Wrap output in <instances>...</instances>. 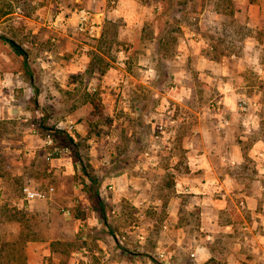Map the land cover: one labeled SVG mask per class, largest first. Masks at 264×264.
I'll return each mask as SVG.
<instances>
[{
	"label": "rangeland",
	"instance_id": "374dc122",
	"mask_svg": "<svg viewBox=\"0 0 264 264\" xmlns=\"http://www.w3.org/2000/svg\"><path fill=\"white\" fill-rule=\"evenodd\" d=\"M86 1L0 0V87L2 81H8L11 97L6 105L14 110L4 115L5 103L0 100V187L22 197L25 184L39 188L54 186V194L48 202L59 213L54 222L66 230L57 232L61 239L52 243L54 254L46 257L44 264H102L98 259L101 255L95 254L97 248L83 240L85 234L104 239L113 247L109 264H117L116 260H122L124 254H144L157 246L153 230L144 240V249H139L132 225L144 224V220L140 221L144 215L162 224L168 216L166 207L170 199L179 197L184 205L193 199L194 194L176 193V190L188 184L182 180L187 174L197 172L196 163H193L195 166L191 163V158L202 152L194 147L197 141L221 146L212 151L213 169L229 173L240 184L237 194L227 198L226 206L218 212L220 222H235L234 232L216 231L217 239L228 245L235 238H250L252 234L243 228V223L248 218L252 221V204L249 198L238 194L247 192L254 207L264 208V174L259 171L264 162L249 156L253 148L264 152V17L258 16L252 25H246L240 14L243 9L234 0L220 3L216 0H156L162 1V14H174L171 32H166L165 36H158L159 32H164L161 30L156 35L153 22H149L142 38L135 39L134 43H120L114 33L117 23L122 22H116L107 24L105 39L94 41L84 24L75 26L68 20L75 9L78 12L85 8L90 10ZM204 8L222 12L221 19L205 22L209 13L202 17ZM180 23L185 24L189 32H202L201 55L208 59L205 66L199 62L195 45L189 41L191 36L182 38L183 35L178 34ZM164 27L160 25L162 30ZM72 34L76 36V44L65 50L67 37ZM86 44L97 49L86 52L91 60L87 68L82 73L69 75L66 85L60 81L66 74L53 76L41 67L39 57L68 64L74 52H79ZM180 44L187 46L186 54L179 53ZM247 44H253L248 54L245 52ZM16 46L22 48L26 57ZM44 50L53 52L52 57L45 55ZM231 58L239 63H228ZM212 59L226 60L225 68H215ZM25 60L28 67H25ZM226 82L230 84L229 91H225L227 94L220 90L225 88ZM217 97L224 99L221 111L224 118L216 116L217 111L213 110ZM241 100L255 101L257 106L246 114L241 113L237 109ZM70 117L75 119L77 127L69 135L58 133L57 126ZM219 120L223 125L220 134L214 130ZM48 131H55L56 146L67 150L69 168L60 165L63 171H49L57 167L51 165L52 158L47 157L49 151L43 143L30 147L28 140L23 141L25 135L33 133L44 138ZM5 132L9 140L16 143L6 147V142L2 141ZM256 143H259L258 148ZM76 152L80 153L82 164L93 170L91 173L99 184L103 207L93 196L91 181L82 172ZM220 155L228 159L235 157L238 161L222 164ZM13 160L24 162V172L15 173L17 163ZM142 162L150 164L140 165ZM110 182L114 189L109 188ZM74 190L80 194L75 196ZM137 192L145 195L150 192L149 198H139L145 200L142 204L148 207L136 205L132 198ZM115 193L119 196L117 199ZM82 194L87 196L86 201L81 199ZM9 198H3L6 200L1 204L4 210H9L7 205H13ZM158 200L157 209L152 208V202ZM69 204H76L69 208L77 221L95 220L93 215L96 214L100 226L95 225L94 231L83 228L75 232L73 220L63 217ZM115 208H118V218H110L112 224L104 229L109 211ZM198 208L199 205L180 208V222L188 225V244L196 243L204 235L199 228ZM10 212L0 215V239L4 244L0 264H28L25 241L52 237L53 231L46 227L43 218L27 217L12 209ZM8 217L18 220L20 227L1 224ZM157 232L159 236L160 230ZM115 233L122 243L115 241ZM244 248L242 244L240 249L247 254L249 251ZM162 250L154 254L156 258L151 264H166L159 261L162 259L158 253ZM73 252L88 256V260L80 257L74 261ZM187 261L166 260L169 264H187ZM208 264H216V261Z\"/></svg>",
	"mask_w": 264,
	"mask_h": 264
},
{
	"label": "crops",
	"instance_id": "0c3cea01",
	"mask_svg": "<svg viewBox=\"0 0 264 264\" xmlns=\"http://www.w3.org/2000/svg\"><path fill=\"white\" fill-rule=\"evenodd\" d=\"M83 1V0H82ZM222 0H216L217 3H220ZM232 1V0H229ZM235 4L243 9L242 14L244 18V22L246 25H252L255 18L258 16L264 17V0H234ZM87 4H89L90 10H86L87 8L81 10L78 12L77 9L73 12L72 16L68 19L73 25L79 26L80 24H84L87 29H89V36L92 40L98 41L99 39H105L107 36L106 27L107 24H114L116 22H122L117 23L116 25V32L114 33L117 40L121 42L124 41H131V43L135 42V39L142 38L143 34L146 31L145 27L146 25H149V22H153V29L155 30V34H158V31H164L159 32L158 36H165L166 32H171V20H173L174 14L171 13H165L163 12V5L162 1H156V0H87ZM112 4V7H109V3ZM209 13V16L205 22H216L217 20L221 19L222 12L220 11H211L209 9L204 8L201 16H205V13ZM237 12V11H236ZM200 16L202 19L201 21L204 22V19ZM83 19H86L85 22ZM252 22V23H251ZM64 24V23H62ZM164 24L166 27L162 30L160 28V25ZM170 24V25H169ZM178 34L182 38H185L187 36H191L190 43H193L195 45V53L198 54L199 62H202L203 66L207 64L208 59L204 58L203 55H201V49H202V43H203V37L202 32L200 31H190L187 28L185 24L180 23L179 24ZM253 32V30H252ZM60 36H64V34H60ZM185 36V37H184ZM252 34H250V37ZM68 41L64 46L66 47L65 50L71 49V47L75 46L76 44V36L75 34L68 35ZM55 41V38H52ZM163 40V39H162ZM185 41V39H183ZM142 41V40H141ZM146 42H144V45ZM187 46L180 44L179 46V53L180 54H186L187 49H185ZM253 48V44H247L245 46V52L248 54L251 52V49ZM97 47L93 45L86 44L83 48L79 49V52H74L73 56L71 57V62L66 64L65 61L58 62L57 60H47L46 56L39 57V60L41 62V67L46 68L44 72L52 74L53 76H57L60 73L66 74L65 78H60V81H62V85H66L69 83V75L71 74H77L82 73L85 68H87V64L89 63L90 58H88V55L86 52L94 51ZM151 49V48H150ZM45 55L48 57H52V53L48 50H44ZM81 53V54H80ZM203 54V53H202ZM235 55H232L234 57ZM209 58V57H208ZM226 58V57H225ZM231 58V60H228L229 62L233 63H239L238 61ZM213 66L217 69L225 68L223 65L226 64V60H223L222 62L217 59L210 60ZM65 63V64H62ZM219 67V68H218ZM115 70V69H114ZM117 71H123V70H115ZM104 77V76H103ZM8 81H2V85L0 87V96L3 98H0L1 101L5 103L4 107V115L8 113V115L12 114L14 110L7 106L6 103H9V99L11 97V90L10 87L7 86ZM224 89L221 88L225 94H227L225 91H229L230 84L225 83ZM167 100V98H165ZM223 101L224 99L221 98ZM165 100V101H166ZM169 100V99H168ZM89 103H91V100H88ZM150 113H153V111H150ZM155 113V112H154ZM216 116H219L220 118H224L225 115H223L220 111L217 112ZM70 121L73 122L72 129H68ZM216 123V122H215ZM222 121H217L216 125L214 126V130L220 134V132L223 130L222 128ZM77 127L76 121L74 118L70 117L66 119L64 122H60V124L57 126V129L63 130L67 132L68 134H71L70 131H72L74 128ZM200 130H197V132ZM51 132L54 137L55 131H48ZM47 132V133H48ZM5 139L2 141L6 142V147L8 145H12V143H16V141H10L7 134V132L4 133ZM46 136V134H45ZM44 136V138H45ZM198 136V135H197ZM44 138L40 136L38 133L28 134L25 135L23 138V141L28 140V144L30 147L44 144ZM56 138V137H55ZM199 140V138H197ZM17 143L21 144V141H17ZM185 144H188L187 141ZM190 145V144H189ZM224 145V144H223ZM197 147L202 150V152L196 153L194 157H190L192 159L191 163H196L197 165V172H191L187 174L182 180L184 183H188L187 185H181L180 188H177L176 193L181 194H194L193 199L190 200L187 204H183L181 202V199L179 197H173L170 199V201L167 203L166 209L168 210V216L163 221V223H158L155 221V219H151L147 216H141V220L144 224L141 223V225H132V228L135 226V231H132L136 233L137 238L139 237V233L141 232L146 240V237L149 236V233L154 230L153 233H155V238L157 246H153L149 249V251L145 252L144 254L139 255H125L122 256V260H116L117 264H141L142 262H147L146 264H151V262L154 259V254L157 253V251L162 250L165 253V260H159L161 263L164 261L166 264H169L167 261H181L183 262L185 259L188 260L187 264H190L191 262H196L197 264H208L212 260L216 261V264H264V208L257 209L254 207V202L250 196V194L241 193L238 194V196H242L244 198H249L248 201L251 202V219L248 218L246 222L243 223V228L248 229L249 232L252 235H249L250 238L247 236L244 238V240H241L239 238H235L234 242H231L227 245L226 242H221L220 239H217L219 235H216V231L222 232V233H233L234 232V226L235 222L230 220L228 222H220L219 213L223 207L227 204V198L231 197L232 195H236L239 187L238 185V179L234 176L230 175L229 173L223 174L219 173L216 170H214V159L212 155V151L219 150L221 146L217 144H205V142H199L194 143V147ZM46 147V146H44ZM255 147H259V143H256ZM10 148V147H8ZM60 149V148H59ZM61 151L58 153H55L50 158L51 165L53 167L57 168H50L49 171L54 172H60L63 171V168L60 167V165L65 164L69 168L67 150L66 148L60 149ZM214 150V151H215ZM263 152L259 151L256 148H253L251 152L249 153V156L254 158L257 157V154ZM50 152H47V157L49 156ZM61 153V154H60ZM264 153V152H263ZM220 161L222 164H236L238 161V158L232 157L227 158L226 156H219ZM14 163H17V169L15 173L19 170L24 172V162L22 160H13ZM148 165L149 162L141 163L140 165ZM154 164V163H153ZM194 165V164H193ZM194 165V166H195ZM195 170V169H194ZM260 174L263 173V170H259ZM261 174V175H263ZM124 177V176H123ZM124 179V178H122ZM196 181V182H194ZM8 183V182H6ZM113 182H110L109 188L114 189ZM243 191V190H240ZM79 193L76 190H74V195ZM150 194V192H148ZM144 192H137L135 193L134 197L132 198L136 205L141 206L143 201L140 200V196H148L149 194ZM260 193V191H259ZM22 194V192H21ZM80 194V193H79ZM12 192L6 191L4 186L0 187V215L2 216V213L4 215H9L10 209L14 212H19L22 214H25L27 217L32 216H38L40 218H43L45 220L46 227L50 228V230L53 231L52 237H41L39 239H28L24 243V251L25 256L28 260V264H44V261L46 257H49L50 255H53L54 253L51 251V245L54 243L55 240L59 239L60 236L57 232L61 230H66V227H61L59 224L54 222V217L59 214L58 211L56 212V209L54 205L50 204L48 202V199L45 200H36L31 202L29 205H26L24 207L23 204V197H18L17 195ZM23 196V195H22ZM81 199H86V195L82 194L80 195ZM10 197L9 199L12 200L13 205H7L9 210H4L2 208L3 205L2 202L6 201L3 200V198ZM119 196L118 194H114V198L117 199ZM148 198H145L148 200ZM144 199V198H143ZM86 201V200H85ZM151 201H149L150 203ZM160 200L152 202L154 209H157L156 207L159 205ZM77 203V201H76ZM226 203V204H225ZM72 205L76 204H69L68 207H66L63 211V217L64 219L73 220L74 226L73 230L75 232H78V230H82L83 228H86V230L94 231V226L99 225L97 223V216L96 214L93 215L95 220L92 218L86 219L85 221H77L75 219L73 212L71 208ZM145 207H148L146 204ZM199 205L200 210V216H201V223H200V231L204 233L196 241V243H187V238L189 236L188 232V225L185 222H180V208H190L192 206ZM206 205V206H205ZM212 205V206H210ZM198 207V206H197ZM118 208H115V210L109 211L108 217L105 221L106 226H104V229L107 228L108 225H110L111 220L110 218L117 219L119 212H116ZM65 210L69 211V215L65 214ZM141 214V211H139ZM117 213V214H116ZM139 214V213H138ZM0 216V217H1ZM236 217V216H235ZM51 219V220H50ZM61 219L62 216H61ZM150 220V221H148ZM96 221V222H95ZM140 223V222H139ZM5 224L7 226H18L20 227V222L15 219H9V217L5 220V222L1 223ZM112 224V223H111ZM5 225H2L3 227ZM102 225V223H101ZM100 226V225H99ZM160 230V235L158 236L157 230ZM116 234V233H115ZM122 235V234H121ZM9 236V235H8ZM83 240L90 241L96 247L95 254L101 255L100 258H98L102 264H109L110 263V257L113 255V247L109 245L104 239L99 238H93L88 235H83ZM124 238V237H123ZM61 239V238H60ZM115 241L122 243L123 241L120 240V236L116 234ZM154 243V244H155ZM162 243H165L163 247L161 246ZM138 244L139 249L143 250L145 247L146 242L143 240H139L138 238ZM160 244V245H159ZM245 246L244 249H247L249 252L246 254L245 250L240 249V247ZM156 245V244H155ZM224 245H226L228 248L224 249ZM230 245V246H229ZM4 244L3 241L0 239V254L3 253ZM249 247V248H248ZM227 250V251H226ZM195 252V259L190 258V253ZM125 253V251H124ZM72 255H74L73 260L75 261L77 258L78 260L80 257H83L84 260H88V256H84L82 254H76V252H73ZM92 257V256H91ZM93 258V257H92ZM124 258V259H123ZM156 258V257H155Z\"/></svg>",
	"mask_w": 264,
	"mask_h": 264
},
{
	"label": "built area",
	"instance_id": "2783aa9c",
	"mask_svg": "<svg viewBox=\"0 0 264 264\" xmlns=\"http://www.w3.org/2000/svg\"><path fill=\"white\" fill-rule=\"evenodd\" d=\"M84 20H86V19H83V21ZM259 69H260V71H262L261 67ZM220 80H221V78H220ZM256 106H257V102H255V101L251 102V101L241 100L237 104V109L239 112L246 114L247 112L250 111V109L252 107H256ZM213 107H214L213 110H216L217 112L218 111L221 112L222 108L224 107V101L219 97L215 98ZM73 125H74L73 122L70 121L68 129H72ZM44 144L47 147L48 151L50 152L48 158L51 157L52 155H54L55 153H58L61 151L56 146L55 137L51 132L46 133V136L44 138ZM256 159L260 160V163L264 162V153L263 152L258 153ZM260 169L264 170V164L261 163ZM54 191H55V188H54V186H51V185L47 186L46 188H39V187L33 186L31 184H25L22 187V195H23L22 199H23L24 207L26 205H29L31 202L36 201V200L50 199L51 196L54 194ZM241 204H243V201L241 202ZM65 214L69 215V211L65 210ZM134 225H136V224H134ZM133 228L136 229L135 226ZM138 236H139L138 237L139 240H143V239L145 240V237L141 232L139 233ZM158 255H159L160 259L165 258V253L163 251L159 252ZM195 255H196L195 252H191L189 256H190V258L195 259ZM190 264H197V263L191 262Z\"/></svg>",
	"mask_w": 264,
	"mask_h": 264
},
{
	"label": "trees",
	"instance_id": "16d2710c",
	"mask_svg": "<svg viewBox=\"0 0 264 264\" xmlns=\"http://www.w3.org/2000/svg\"><path fill=\"white\" fill-rule=\"evenodd\" d=\"M13 44V43H12ZM18 48V50L24 55V57H26V53L22 50V48L16 46ZM25 63V67H28V62L27 60L24 61ZM92 101V100H91ZM61 133V134H67L69 135L67 132L63 131V130H59L58 133ZM69 141L71 143H73V140L72 138L69 137ZM76 155H77V158H78V161L81 163V170L82 172L85 174V176L91 181V190L93 192V196L97 198L98 200V203L100 206L103 207V202L102 200L100 199V193H99V184L95 178V176H93V170L91 169V167L89 165H83L82 164V159H81V156H80V153L79 152H76ZM92 172V173H91Z\"/></svg>",
	"mask_w": 264,
	"mask_h": 264
}]
</instances>
